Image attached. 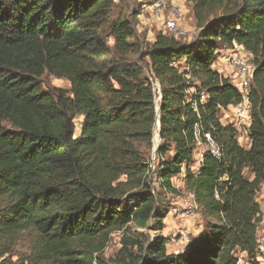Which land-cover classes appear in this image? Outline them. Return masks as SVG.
Listing matches in <instances>:
<instances>
[{"label": "trees", "instance_id": "16d2710c", "mask_svg": "<svg viewBox=\"0 0 264 264\" xmlns=\"http://www.w3.org/2000/svg\"><path fill=\"white\" fill-rule=\"evenodd\" d=\"M187 2L198 29L190 42L159 33L143 46L133 23L118 19L112 49L101 30L115 0H0L1 264H240L238 252L260 264L264 0ZM235 46L255 65L249 149L220 117L241 94L213 69L218 51ZM46 74L70 89L45 90ZM158 120L153 170L147 152ZM196 126L222 155L206 152L194 173ZM182 174L206 225L172 254L168 238L146 243L132 229H163L170 209L152 182L179 196L173 180ZM118 232L122 247L106 259ZM25 238L30 251L14 261Z\"/></svg>", "mask_w": 264, "mask_h": 264}, {"label": "rangeland", "instance_id": "374dc122", "mask_svg": "<svg viewBox=\"0 0 264 264\" xmlns=\"http://www.w3.org/2000/svg\"><path fill=\"white\" fill-rule=\"evenodd\" d=\"M161 0H115V6L111 11V15L109 16L107 22L104 23L103 28L101 30V36L106 40L109 46L113 49L115 42L110 37V27L112 23L117 21L118 19L128 20L133 23V26L136 30V35L138 42L143 46H148L153 41H155L156 36L159 33H164V21L165 17H169V13L172 6L177 7L179 13V25L181 31L184 33L183 36L179 37L183 42H190L198 33V29L196 28L195 21L193 19L192 13V5L187 2V0H165L164 4H161V10L155 9V5ZM137 17L135 18V16ZM227 49L224 48L223 54ZM131 61L138 60V54L132 53L129 55ZM217 67H221L222 64L220 59L218 58ZM225 71L231 73L229 67H223ZM230 76V74H225ZM232 79V78H231ZM43 83V87L45 90L52 91L54 88L61 89H70V83L66 80L56 79L50 75H44L41 79ZM156 90V94L158 98L156 100L157 108L160 101V85L155 82L154 83ZM193 92V90L191 91ZM221 120L225 122L224 115L222 114ZM80 120H76V126H79ZM80 130L79 127L76 129V135H79ZM239 143L243 147L248 146V142H250L247 136L238 137ZM161 144L160 139L158 142L153 143V147L151 150H148L147 157L151 164L153 170L156 169L158 164L157 158V150ZM203 152L204 149L198 150L195 152V160L191 165V169L197 163V152ZM171 154V153H170ZM169 154V155H170ZM247 177L251 178L250 174L247 173ZM182 179V178H181ZM153 181V179H152ZM184 183V182H183ZM153 187L156 190L158 198L160 201L165 202L169 209L171 208H180L184 212V202H189L190 198L185 194V188L182 185V182L178 184L177 190L180 192L179 196L167 195L163 190L159 188L158 183H156L155 178L154 182H152ZM257 201L261 206L262 215L261 222L258 225V239H264V185L261 190L257 194ZM206 225V221L201 213V210L198 208L194 211L190 216L183 215V213H179L177 215H173L168 212L167 216L163 221V229L162 230H152V229H142L138 227H133V233L142 234L143 239L146 243H151L157 240L158 237L168 238L169 242L167 244L168 253L177 254L181 252L191 237H195L202 233L204 227ZM121 232L115 233L111 239L110 244L106 248L104 255L106 259H114L117 253L121 249ZM31 242L28 238H25L21 241V243L16 248L15 256L13 260H17V256L28 254L30 251ZM238 257L241 259L240 264H250L247 256L240 252L237 253ZM0 263H2V259H0Z\"/></svg>", "mask_w": 264, "mask_h": 264}, {"label": "built area", "instance_id": "2783aa9c", "mask_svg": "<svg viewBox=\"0 0 264 264\" xmlns=\"http://www.w3.org/2000/svg\"><path fill=\"white\" fill-rule=\"evenodd\" d=\"M165 0H161L155 5V9L161 10V4H164ZM179 11L177 7L172 6L169 17H165L164 21V34L179 38L184 35L179 25ZM223 56H220V62L223 67H229L231 73L223 69L222 74L231 79L232 83L236 86L237 90L241 94L242 101L238 104L231 105L227 109H222L221 115H224V124L232 126L238 132V137L247 136L249 138V129L252 124V105L250 102V92L253 82V76L255 72V65L253 63L251 55L241 46H235L234 48H226ZM155 88V92H156ZM157 93V92H156ZM160 95V94H159ZM206 101V95H202L200 102L203 104ZM193 108L198 112V103L193 102ZM196 138V151L204 149L203 152H197V165L192 168L194 173H197L202 165L203 157L206 152L211 153L216 159H220L222 152L219 145L213 140L210 134L201 135V130L198 126L195 127ZM196 156V155H195ZM185 169L183 168V172ZM183 175V174H182ZM181 183V178L176 177L173 180V185L177 189L178 184ZM185 194L190 198L189 202H184V212L180 208H171L170 213L177 215L183 213V215L190 216L198 209L195 203V197L191 192L185 190ZM260 264H264V239H258ZM1 264V263H0Z\"/></svg>", "mask_w": 264, "mask_h": 264}, {"label": "crops", "instance_id": "0c3cea01", "mask_svg": "<svg viewBox=\"0 0 264 264\" xmlns=\"http://www.w3.org/2000/svg\"><path fill=\"white\" fill-rule=\"evenodd\" d=\"M223 51H224V49H222V50H219L218 51V58H220V56H221V54H223ZM217 64H218V61L214 64V66H213V69L214 70H216V71H218L219 73H221L222 74V71H223V69H222V66L219 68V67H217ZM224 75V74H223ZM225 77H227L226 75H224ZM220 116H222L221 114H220ZM249 147H250V142H248V146L246 147V149H249ZM197 165V164H196ZM195 165V166H196ZM180 178H182L181 179V182H182V185H183V187H184V178H185V174H183V175H181L180 176ZM246 255V254H245Z\"/></svg>", "mask_w": 264, "mask_h": 264}, {"label": "water", "instance_id": "95a60500", "mask_svg": "<svg viewBox=\"0 0 264 264\" xmlns=\"http://www.w3.org/2000/svg\"><path fill=\"white\" fill-rule=\"evenodd\" d=\"M159 109L160 107L158 106L157 108V117L159 118ZM158 126V137H159V132H160V121L158 120L157 123L155 124V127H154V138H153V143L155 142V130H156V127ZM160 139V138H159Z\"/></svg>", "mask_w": 264, "mask_h": 264}, {"label": "bare ground", "instance_id": "6f19581e", "mask_svg": "<svg viewBox=\"0 0 264 264\" xmlns=\"http://www.w3.org/2000/svg\"><path fill=\"white\" fill-rule=\"evenodd\" d=\"M158 140H159V137H158V126H157L155 130V142H158Z\"/></svg>", "mask_w": 264, "mask_h": 264}]
</instances>
